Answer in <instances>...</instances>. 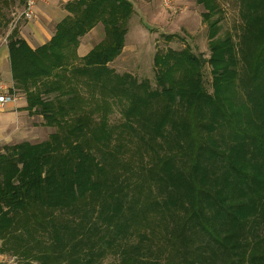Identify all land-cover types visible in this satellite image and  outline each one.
Listing matches in <instances>:
<instances>
[{"label": "trees", "instance_id": "1", "mask_svg": "<svg viewBox=\"0 0 264 264\" xmlns=\"http://www.w3.org/2000/svg\"><path fill=\"white\" fill-rule=\"evenodd\" d=\"M14 1L0 0V30ZM235 1L238 41L219 35V0H197L210 58L188 46L156 53L155 88L111 68L136 12L130 0L68 2L37 49L12 30L15 87L28 114L55 131L0 149L1 255L16 264H264V0ZM99 27L103 39L81 57ZM110 255L117 261L106 263Z\"/></svg>", "mask_w": 264, "mask_h": 264}, {"label": "rangeland", "instance_id": "2", "mask_svg": "<svg viewBox=\"0 0 264 264\" xmlns=\"http://www.w3.org/2000/svg\"><path fill=\"white\" fill-rule=\"evenodd\" d=\"M14 2L16 3L11 8L5 10L6 14L10 13L13 21L8 31L0 30L1 38H5L15 27L30 28L36 19L31 22L26 20L22 15L25 7L24 3L22 4L20 0ZM219 2L224 13L220 18L219 35L223 37L227 33H232L238 41L237 38L241 36L242 23L239 4L235 0H219ZM134 4L136 15L133 16L130 22L125 51L120 59L111 65V68L115 69L117 73L121 75L129 74L140 82L147 81L151 87L155 88L154 57L156 53H164L169 48L183 50L188 46L196 55L202 56L206 60L210 58L209 27L202 18L205 9L197 4V0H178V11L175 13L164 9L160 0H134ZM102 30L99 27L93 31V34L91 33L95 37L93 42L95 45L103 39ZM91 34H88L87 39L91 38ZM203 74L205 87L209 92H212L213 75L210 65L207 64ZM18 92L26 100L25 93L20 90ZM25 116L28 125H34L38 131L30 143L34 145L43 143L54 133V128L43 126L44 120L41 116H30L28 113ZM119 118L120 113L118 111L111 115L112 122L118 121ZM13 145L3 144L0 145V149L5 153L4 148ZM3 259L0 264H16V259L9 256H5ZM140 260V264H149L148 258L139 259V262ZM116 261L117 258L113 255L108 256L106 259V263ZM187 264H190V262Z\"/></svg>", "mask_w": 264, "mask_h": 264}, {"label": "crops", "instance_id": "3", "mask_svg": "<svg viewBox=\"0 0 264 264\" xmlns=\"http://www.w3.org/2000/svg\"><path fill=\"white\" fill-rule=\"evenodd\" d=\"M73 0H40L36 9V19L31 27H20L21 36L33 47L37 48L50 41L56 31L59 22L67 15L64 6ZM134 4V0H130ZM178 2V0H177ZM135 5V4H134ZM136 10V9H135ZM136 15V12L135 14ZM93 34V31L91 32ZM90 33V34H91ZM1 38L0 34V79L14 83L11 52L7 37ZM89 34V35H90ZM82 39L79 55L87 56L94 48V36ZM27 101L22 98L18 106L11 105L0 111V145L20 144L32 142V138L38 133L34 125H28L26 119ZM4 256L0 254V262Z\"/></svg>", "mask_w": 264, "mask_h": 264}, {"label": "built area", "instance_id": "4", "mask_svg": "<svg viewBox=\"0 0 264 264\" xmlns=\"http://www.w3.org/2000/svg\"><path fill=\"white\" fill-rule=\"evenodd\" d=\"M40 0H26L22 15L28 21H33L36 18V9ZM164 9L171 12H177L178 6L176 0H160ZM22 100L21 95L13 82L9 83L0 79V111L14 105L18 106Z\"/></svg>", "mask_w": 264, "mask_h": 264}]
</instances>
